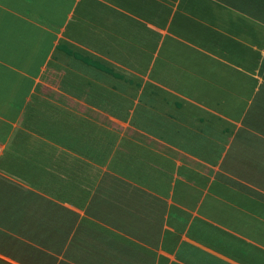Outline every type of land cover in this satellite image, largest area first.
<instances>
[{"label": "crops", "instance_id": "obj_1", "mask_svg": "<svg viewBox=\"0 0 264 264\" xmlns=\"http://www.w3.org/2000/svg\"><path fill=\"white\" fill-rule=\"evenodd\" d=\"M0 264H264V0H0Z\"/></svg>", "mask_w": 264, "mask_h": 264}]
</instances>
